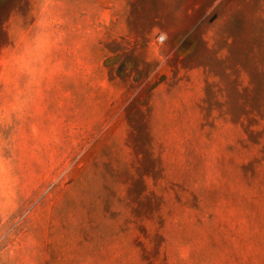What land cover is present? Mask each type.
Segmentation results:
<instances>
[{
  "label": "rangeland",
  "instance_id": "1",
  "mask_svg": "<svg viewBox=\"0 0 264 264\" xmlns=\"http://www.w3.org/2000/svg\"><path fill=\"white\" fill-rule=\"evenodd\" d=\"M0 159V264H264V0H0Z\"/></svg>",
  "mask_w": 264,
  "mask_h": 264
},
{
  "label": "clouds",
  "instance_id": "2",
  "mask_svg": "<svg viewBox=\"0 0 264 264\" xmlns=\"http://www.w3.org/2000/svg\"><path fill=\"white\" fill-rule=\"evenodd\" d=\"M12 19V17H9V21H11ZM3 23H8V21H5ZM35 23L40 24L41 27L44 26L43 21H36ZM23 24L24 20L23 18H21L17 25L20 28L21 32H23ZM46 37V33H37L32 42L26 46L25 52L17 58V62L20 64L21 69H26L33 78H35L36 74L42 70L41 50ZM29 83H31V81H29ZM3 162L4 160L0 159V170H2L3 168Z\"/></svg>",
  "mask_w": 264,
  "mask_h": 264
}]
</instances>
